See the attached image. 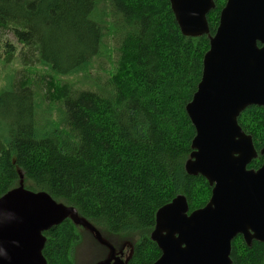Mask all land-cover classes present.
I'll use <instances>...</instances> for the list:
<instances>
[{
    "label": "trees",
    "instance_id": "trees-1",
    "mask_svg": "<svg viewBox=\"0 0 264 264\" xmlns=\"http://www.w3.org/2000/svg\"><path fill=\"white\" fill-rule=\"evenodd\" d=\"M226 1L215 0L209 34L192 38L170 0H0V198L21 173L26 189L75 209L113 246L131 241L126 264L158 261L157 212L180 195L189 214L211 198L207 180L185 170L196 136L186 107ZM80 74L83 86L64 80ZM238 124L258 170L264 108L249 106ZM80 227L67 219L44 233L47 264H75ZM231 259L264 264V244L239 236Z\"/></svg>",
    "mask_w": 264,
    "mask_h": 264
},
{
    "label": "water",
    "instance_id": "water-1",
    "mask_svg": "<svg viewBox=\"0 0 264 264\" xmlns=\"http://www.w3.org/2000/svg\"><path fill=\"white\" fill-rule=\"evenodd\" d=\"M182 34L198 38L210 32L208 15L215 0H170ZM264 108V0H227L203 59L201 82L186 112L196 130L185 164L213 188L209 203L189 214L185 196L156 215L151 233L161 257L154 264H233V241L264 244V163L248 169L258 156L252 137L238 124L249 106ZM264 156V148L261 150ZM19 187L0 198V264H47L44 233L67 219L91 231L108 249L97 264H124L115 248L75 209L48 193ZM115 262L113 263V261Z\"/></svg>",
    "mask_w": 264,
    "mask_h": 264
},
{
    "label": "rangeland",
    "instance_id": "rangeland-1",
    "mask_svg": "<svg viewBox=\"0 0 264 264\" xmlns=\"http://www.w3.org/2000/svg\"><path fill=\"white\" fill-rule=\"evenodd\" d=\"M6 37L12 43L16 44L19 48H21V45H19V43L16 41V39L12 34L8 33ZM102 59L107 60L106 58H102ZM102 62H104V60H102ZM94 70H97V67ZM94 70L92 69L91 71L92 73L91 75H93L92 77H95L97 75V72ZM7 73H8L7 68L0 70V87L5 86V84L7 83L5 82L7 79V75H6ZM100 75H103L104 79L106 78V76H104V73H101ZM64 80L75 84L78 83L79 85L83 86L82 81H84V76L80 74L75 77H65ZM89 82L94 83L95 80L94 81L90 80ZM92 87H94V84L92 85ZM78 233L80 234V240L74 248V255H73L75 264H97L98 262H101L108 257L110 253V249L100 244L91 231H89L88 229H86L81 225V227L78 228ZM114 244L116 248L115 249L116 253L118 255L120 254V252H124V259H123L124 261H126L128 258L131 257L133 252L132 249L133 246L131 241L116 240Z\"/></svg>",
    "mask_w": 264,
    "mask_h": 264
},
{
    "label": "flooded vegetation",
    "instance_id": "flooded-vegetation-1",
    "mask_svg": "<svg viewBox=\"0 0 264 264\" xmlns=\"http://www.w3.org/2000/svg\"><path fill=\"white\" fill-rule=\"evenodd\" d=\"M114 257H115V259L116 258H119V259H121L120 260V262H123L124 264L126 263V261H124L123 259H124V252H120V254L118 255L117 253H116V250H115V255H114ZM107 259V258H106ZM105 259V260H106ZM104 261V260H103ZM102 262V261H101ZM115 262V260L113 261V263Z\"/></svg>",
    "mask_w": 264,
    "mask_h": 264
},
{
    "label": "clouds",
    "instance_id": "clouds-1",
    "mask_svg": "<svg viewBox=\"0 0 264 264\" xmlns=\"http://www.w3.org/2000/svg\"><path fill=\"white\" fill-rule=\"evenodd\" d=\"M2 213H0V217H2ZM6 255H7V253L6 252H0V258H5L6 257Z\"/></svg>",
    "mask_w": 264,
    "mask_h": 264
},
{
    "label": "bare ground",
    "instance_id": "bare-ground-1",
    "mask_svg": "<svg viewBox=\"0 0 264 264\" xmlns=\"http://www.w3.org/2000/svg\"><path fill=\"white\" fill-rule=\"evenodd\" d=\"M11 45V44H10ZM15 49V48H14ZM6 82V81H5ZM103 89V88H102Z\"/></svg>",
    "mask_w": 264,
    "mask_h": 264
}]
</instances>
